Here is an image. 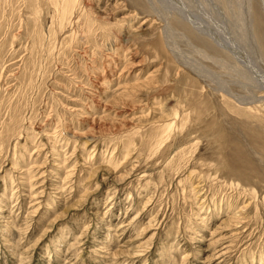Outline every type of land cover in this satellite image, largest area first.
Listing matches in <instances>:
<instances>
[{
  "label": "rangeland",
  "instance_id": "obj_1",
  "mask_svg": "<svg viewBox=\"0 0 264 264\" xmlns=\"http://www.w3.org/2000/svg\"><path fill=\"white\" fill-rule=\"evenodd\" d=\"M174 1L0 0V264H264V0Z\"/></svg>",
  "mask_w": 264,
  "mask_h": 264
},
{
  "label": "bare ground",
  "instance_id": "obj_2",
  "mask_svg": "<svg viewBox=\"0 0 264 264\" xmlns=\"http://www.w3.org/2000/svg\"><path fill=\"white\" fill-rule=\"evenodd\" d=\"M178 1H179V0H178ZM178 1H174V3H175V2H178ZM215 1H217V0H214V2H215ZM218 1L220 2V0H218ZM237 1H238V0H237ZM182 2H185V0H182ZM186 2H187V1H186ZM174 3H173V4H174ZM179 3H180V2H179ZM188 3H191L190 0L188 1ZM188 3H186V6H187ZM202 3H203V2H202ZM227 3H228V2H227ZM176 4H177V3H176ZM180 4H181V3H180ZM212 4H213V3H212ZM225 4H226V3H225ZM188 5H189V4H188ZM191 5H192V4H191ZM206 5H207V7H208L209 3L206 4ZM210 5H211V4H210ZM248 5H249V4H248ZM178 6H179V5H177V7H178ZM182 6H183V5H181V7H182ZM221 6H222V5H221ZM224 6H225V5H224ZM243 6H245V5H243ZM173 7H174V5H173ZM177 7H174V8H177ZM211 7H212V5L209 6V8H210L209 10H211ZM216 7H217V6H216ZM228 7H229V6H228ZM151 8H152V7H151ZM167 8H169V7H167ZM188 8H189V7H188ZM218 8H219V7H218ZM220 8H221V7H220ZM224 8H225V7H223V9H224ZM181 9H182V8H181ZM191 9H192V7H191ZM227 9H228V8H227ZM209 10H208V11H209ZM179 11H181V10L179 9ZM182 11H183V10H182ZM185 11H186V10H185ZM212 11H213V10H212ZM232 11H233V10H232ZM248 11H249V10H248ZM192 12H193V11H192ZM205 12H206V11H205ZM210 12H211V11H210ZM215 12H216V11H215ZM220 12H222V9H221ZM220 12H219V13H220ZM229 12H230V11H229ZM182 13H183V12H182ZM188 13H189V11H188ZM200 13H201V12H200ZM211 13H212V12H211ZM224 13H225V12H224ZM234 13H235V12H234ZM183 14H184V13H183ZM215 14H216V13H215ZM240 14H242L241 11H240ZM244 14H245V13H244ZM217 15H218V14H217ZM237 15H238V14H237ZM247 15H249V14H247ZM167 16H168V15H167ZM230 16H231V15H229V17H230ZM243 16H244V15H243ZM237 17H239V16H237ZM217 18H218V16H217ZM220 18H221V17H220ZM226 18H227V17H226ZM232 18H233V17H232ZM246 18H247V16H246ZM166 19H167V18H166ZM259 19H260V18H259ZM217 20H218V19H217ZM241 20H242V18H241ZM246 20H247V19H246ZM187 21H188V20H187ZM189 21H190V20H189ZM192 21H193V20H192ZM219 21H220V20H219ZM233 21H234V19H233ZM237 21H238V20H237ZM237 21H236V22H237ZM247 21L250 22V24H251V23L253 24V19H252L250 16L248 17V20H247ZM247 21H246V23H247ZM196 22H197V21H196ZM243 22H244V20H243ZM243 22H242V23H243ZM220 23H221V22H220ZM234 23H235V22H234ZM242 23L239 22V25L242 24ZM246 23H245V24H246ZM191 24H192V23H191ZM217 24H218V23H217ZM223 24H224V23H223ZM228 24H230V23H228ZM228 24H227V26H229ZM232 24H233V23H232ZM237 24H238V23H237ZM199 25H200V24H199ZM233 25H234V24H233ZM197 26H198V25L196 24V27H197ZM212 26H213V25H212ZM216 26H217V25H216ZM218 26H219V25H218ZM241 26H242V28H244L243 25H241ZM241 26H239V27H241ZM244 26H245V25H244ZM235 27H236V26H235ZM235 27H234V28H235ZM198 28H199V27H198ZM219 28H220V27H219ZM229 28H230V27H229ZM200 29H201V28H200ZM217 29H218V28H217ZM235 29H236V28H235ZM240 29H241V28H240ZM253 29H255V28H253ZM203 30H205V29H203ZM221 30H222V28H221ZM255 30H256V29H255ZM235 31H236V30H235ZM243 31H244V30H243ZM249 31H251V30H249ZM197 32H198V31H197ZM210 32H211V31H210ZM213 32H214V31H213ZM245 32H246V31H245ZM214 33H215V32H214ZM233 33H236V32H233ZM241 33H242V32H241ZM255 33H256V31H255ZM209 34H210V33H209ZM215 34H216V33H215ZM224 34H225V33H224ZM228 34H229V33H228ZM237 34H239V33H238V29H237ZM252 34H253L254 36L256 35V34H254L253 31H252ZM241 35H242V34H241ZM241 35H240V36H241ZM249 35H251V34H249ZM249 35H248V36H249ZM253 35H252V36H253ZM252 36H251V37H252ZM222 37H223V36H222ZM183 38H184V36H183ZM214 38H215V37H214ZM225 38H226V37H225ZM237 39H240V38H237ZM237 39L235 38L236 42H238ZM255 39H256V38H255ZM200 40H201V39H200ZM217 40H218V39H217ZM219 40H221V39H219ZM242 40H243V39H242ZM244 40H245V39H244ZM251 40H252V39H251ZM261 40H262V39H261ZM261 40H259V39L257 40L258 43H259V47H262V46L264 45V44L262 43ZM240 41H241V39H240ZM252 41H253V40H252ZM259 41H260L261 43H260ZM223 42H225V41H223ZM241 42H242V41H241ZM243 42H245V41H243ZM253 43H254V41H253ZM253 43H252V44H253ZM256 43H257V42H256ZM229 44H231V43H229ZM242 44H244V43H242ZM248 44H249V43H248ZM250 44H251V42H250ZM222 45H223V44H222ZM232 45H233V44H232ZM212 46H213V45H212ZM212 46H211V47H212ZM235 46H236V45H235ZM251 46H252V45H251ZM213 47H214V46H213ZM228 47H230V46H228ZM236 47H237V46H236ZM249 47H250V46H249ZM253 47H257V46H253ZM240 49H242V48H240ZM204 50H205V49H204ZM209 50H210V49H209ZM211 50H212V49H211ZM220 50H221V49H220ZM256 50H257V49H256ZM263 50H264V49H263ZM199 51H201V50H199ZM260 51H262V50L260 49ZM249 54H250V53H249ZM254 54H255V53H254ZM259 54H260V52H259ZM204 55H205V54H204ZM228 55H229V54H228ZM251 55H253V54H251ZM255 55H256V54H255ZM257 55H258V54H257ZM206 56H207V55H206ZM206 56H205V57H206ZM248 56H249V55H248ZM253 56H254V55H253ZM258 56H259V55H258ZM258 56H257V57H258ZM222 57H223V56H222ZM206 58H207V57H206ZM208 58H209V60H210V57H208ZM226 58H227V57H226ZM242 58H243V57H242ZM255 59H256V57H255ZM229 60H230V59H229ZM212 61H214V60H212ZM221 61H222V60H221ZM230 61H231V60H230ZM250 61H251V60H250ZM227 62H228V61H227ZM252 62H254V61H252ZM256 62H257V61H256ZM256 62H255V63H256ZM263 62H264V61H263ZM213 63H214V62H213ZM225 63H226V62H225ZM221 64H222V62H221ZM226 64H227V63H226ZM233 64H234V63H233ZM195 65H196V64H195ZM227 65H228V64H227ZM227 65H226V66H227ZM248 65H250V64H248ZM222 66H223V65H222ZM230 66H231V65H230ZM258 67H259V66H258ZM261 67H262V65H261ZM230 68H231V67H230ZM232 68H234L233 65H232ZM253 68H254V67H253ZM242 69H244V68L242 67ZM259 69H262V68H259ZM234 70H235V69H234ZM234 70H233V73L235 72ZM258 71H259V70H258ZM261 71H263V70H261ZM245 72H246V71H245ZM235 73H236V72H235ZM241 73H242V70H241ZM245 74H246V73H245ZM249 74H250V73H249ZM249 74H248V75H249ZM260 74H261V73H260ZM234 75H235V74H234ZM234 75H233V76H234ZM246 75H247V74H246ZM242 76H243V75H242ZM244 76H245V75H244ZM249 77H250V79H251V76H249ZM239 78H240V74H239ZM242 78H243V77H242ZM247 78H248V77H247ZM240 79H241V78H240ZM243 79L245 80V79H246V76H245ZM243 79H242V80H243ZM250 79H249V80H250ZM238 80H239V79H238ZM238 80H237V81H238ZM245 81H247V79H246ZM241 82H242V81H241ZM247 82H248V84L251 83L252 86H253V84H254L255 81H253V83L251 82V80H250V81H247ZM243 85H244V84H243ZM246 85H247V84H246ZM256 85H257V82H256ZM256 85H255V86H256ZM241 87H242V85H241ZM248 87H249V86H248ZM262 87H263V91H264V84H263ZM245 88H246V87H245ZM245 88H244V90L247 89V88H246V89H245ZM253 88H256V87L253 86ZM259 88H260V87L258 86L257 90H258ZM251 89H252V88H251ZM247 90H248V89H247ZM260 91H262V90H260ZM255 92H256V91H255ZM227 93H228V92H227ZM247 94H248V93H247ZM249 95L252 96V94H249ZM249 95H248V96H249ZM251 96H250V97H251ZM255 96H257V95L255 94ZM250 97H248V98H250ZM253 97H254V96H253ZM260 97H261V98H260ZM251 98H252V97H251ZM257 99H258V98H257ZM259 99H263V101H264V95H263V94H262V96L259 95ZM244 100H245V97H244ZM246 100H248V99H246ZM251 100H252V99H251ZM251 100H250V101H251ZM240 101H242V100H240ZM254 101H255V100L253 99V102H254ZM257 101H259V100H257ZM245 102H246V101H245ZM247 102H249V100H248ZM259 102H260V101H259ZM237 103H238V102H237ZM261 130H262V129H261Z\"/></svg>",
  "mask_w": 264,
  "mask_h": 264
}]
</instances>
